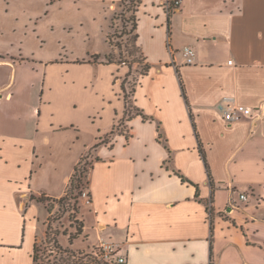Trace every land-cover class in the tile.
Here are the masks:
<instances>
[{
  "label": "crops",
  "instance_id": "0c3cea01",
  "mask_svg": "<svg viewBox=\"0 0 264 264\" xmlns=\"http://www.w3.org/2000/svg\"><path fill=\"white\" fill-rule=\"evenodd\" d=\"M40 1L50 9L96 5L105 29L102 62L115 53L108 37L123 0ZM167 1L142 0L138 8L137 47L150 70L140 75L133 100L148 119L133 118L124 132L118 125L127 65H93L110 72L112 94L104 95L106 102L86 116L84 126L76 112L88 87L63 77L67 92L75 88L80 98L64 100L60 110L44 92L36 102L19 101L21 64L0 65L10 72L0 83V108H8L0 111V264H34L35 245L46 238L51 213L32 196L63 198L91 150L100 161L94 162L89 195L80 206L89 246L110 243L126 264H264V0H183L170 24ZM185 48L196 53L192 65L185 62ZM88 60L79 62L89 65L83 63ZM227 97L255 109L254 117L227 124L220 110ZM106 137L109 143L95 149ZM83 206L91 209V219Z\"/></svg>",
  "mask_w": 264,
  "mask_h": 264
},
{
  "label": "rangeland",
  "instance_id": "374dc122",
  "mask_svg": "<svg viewBox=\"0 0 264 264\" xmlns=\"http://www.w3.org/2000/svg\"><path fill=\"white\" fill-rule=\"evenodd\" d=\"M135 1L137 0H124L120 3L112 17L110 34L112 47L115 50L112 54L114 61L129 67V73L121 78V85L124 83L130 103L132 91L144 72V61L141 52L135 47L136 33L131 21ZM49 9L40 0H0V65L9 63L13 67L21 64L17 68L16 75L15 98L19 101L36 102L41 99V93L44 92L42 97L45 98L46 95L51 98L54 101L53 107L60 110L64 100L72 97L80 98L75 88L67 92L65 88L69 89V87L63 86V77L76 79L77 87L82 85L84 88L88 87L87 92L83 93H87V99L83 103H78L80 107L76 112L77 120L84 126L87 122L86 116L93 111L96 112L103 101L106 102L107 97L104 95L112 94L110 72L99 70L98 67L93 66L94 64L67 62L90 59L91 54H101L105 50V29L102 28L104 24L97 19L96 5L88 4L76 10L74 6L57 4L51 7L50 13L47 12ZM50 61L66 63L46 66ZM9 77V69L1 68L0 83L7 82ZM44 79H47L51 87L48 88L46 81L43 84ZM93 80L97 85L94 92L91 89ZM25 108L27 109L26 106ZM5 109L8 108L1 107L0 111L4 112ZM101 110L94 118L101 116ZM61 121L65 122V120ZM93 121L94 119L90 120ZM125 126L124 122L119 123L118 129L125 131ZM87 136H89L88 132L83 131V138ZM84 157L82 167L87 169L86 176H89L96 154L91 150ZM87 181L88 178H84L80 190L75 191L76 198L44 203L48 211L52 209V213L46 222V238L37 243L40 264L43 263L42 259L46 260L44 264H53L56 258L59 259L63 255L66 257L59 247L72 250L73 244L77 250L72 251L76 253H94V257H97L96 254L100 255L99 247L89 246L88 238L84 234L73 244L69 242V237L76 233V227L82 222L80 206L86 199L85 194L89 195ZM68 209L71 211L79 209L80 213H67ZM90 210L87 206H83L82 212L88 219L93 216Z\"/></svg>",
  "mask_w": 264,
  "mask_h": 264
},
{
  "label": "trees",
  "instance_id": "16d2710c",
  "mask_svg": "<svg viewBox=\"0 0 264 264\" xmlns=\"http://www.w3.org/2000/svg\"><path fill=\"white\" fill-rule=\"evenodd\" d=\"M122 2H124V0ZM134 3H136V4H134V9L132 11L131 21L133 23L134 30L136 31L137 28H138L137 12H138V8H139L140 4L142 3V0H137ZM173 13L174 12H172L170 10L168 12L169 24L171 23V17L173 15ZM137 40H138V35L135 34V36H134V41H135V45H136L135 47L137 48V50H139V48L137 47ZM108 42L112 45L111 35H109V37H108ZM141 55H142V58H143V61H144L145 58H144L143 54H141ZM78 63H80V62L78 61ZM83 63L108 64L109 65V64H114L116 62L114 61V59L112 57V54L106 56L105 61H103V62H102V56L100 54H96V55H91L90 59L88 61H84ZM143 70H144V72H143L142 75L148 74V72L150 70V66L148 64H144ZM121 89H122L123 99H124V103H125V111H124V117L121 119L120 123L124 122L126 124L128 121H131L133 118H135L137 116H141L145 120H147L148 118L146 116H144L143 112L134 103L133 97H134L136 88H134L133 91H132V101H131V103H130V101H128V96H127V93H126V88L124 86V83L121 85ZM184 96L186 97L185 92H184ZM120 132H124V131H120ZM158 132H159V140L161 142L165 143L166 139H165L164 134L161 131V125H158ZM112 135H115V131L112 132ZM108 143H109V137L102 138V139H100V142L94 148L96 149L100 145L108 144ZM200 152H201L203 160L206 163L207 170H208V173H209V177H210V181L212 183V186H215L213 178H212V175H211L210 168L207 165V157H206V153H205V150L203 149L202 144H200ZM84 159H85V157L82 159V161L75 168V172H74V174H73V176L71 178V183H70V187L68 189V192L62 199H60V202L62 200H65V199L68 200L69 198H71V199L76 198L75 197V191L80 190V187L82 185V182H83L84 178H88L87 184H88V187H89L90 180H89V176H86L87 175L86 174L87 173V169L82 167V163H83ZM97 161H100V159L98 157L95 158V162H97ZM93 167H94V163L91 164V169ZM178 176L181 177L183 183L193 184L189 180L184 178L182 175L178 174ZM196 187H197V195L199 197V186L196 185ZM32 200H37L38 202L47 203V201L50 202L51 200H54V199H51V198H48V197H45V196H42V197H39V198H37L35 196H32ZM211 202L212 201L207 203V210H208V213H209V216H210V220H211V223H212V238H211V244H212L213 243V231H214L213 216H214L215 211H214V209L211 206ZM49 212L52 213V209H50ZM66 212L67 213L68 212L69 213H73V212L74 213H80L79 209H72V211L70 209H68V210H66ZM84 228H85L84 222H80L79 225L76 227V233L69 237L70 244H73L75 242V240H77L80 236H82L84 234ZM47 235H49V232H47ZM55 243H57V240L55 241ZM59 250L63 251L66 254V257H65V255H63L59 259L56 258V260H55V262L53 264H107V263L103 262L102 260L98 259L97 257H94L93 253L92 254L83 253V252L76 253V252H74L72 250L63 249L61 247H59ZM37 252H38V245L36 243L35 250H34V264H40ZM211 260L213 261V247L211 248ZM42 262H43L42 264H44L46 262V260L42 259ZM46 264H48V263H46Z\"/></svg>",
  "mask_w": 264,
  "mask_h": 264
},
{
  "label": "built area",
  "instance_id": "2783aa9c",
  "mask_svg": "<svg viewBox=\"0 0 264 264\" xmlns=\"http://www.w3.org/2000/svg\"><path fill=\"white\" fill-rule=\"evenodd\" d=\"M182 2L183 0H168V12L169 10L172 12L179 10L182 6ZM183 55L185 57L186 64H194L196 53L192 48H185ZM220 110L222 111L224 120L227 124H232L244 118H253L256 112L255 109L236 104L232 98L228 97L223 99V102L220 104ZM85 196L87 197V194H85ZM241 199L243 201H248V196L242 195ZM99 251L100 255L98 256L96 254V256L107 264H126L127 262L126 257L120 254L119 249L110 243H101Z\"/></svg>",
  "mask_w": 264,
  "mask_h": 264
}]
</instances>
